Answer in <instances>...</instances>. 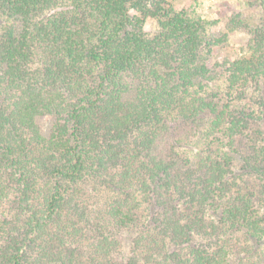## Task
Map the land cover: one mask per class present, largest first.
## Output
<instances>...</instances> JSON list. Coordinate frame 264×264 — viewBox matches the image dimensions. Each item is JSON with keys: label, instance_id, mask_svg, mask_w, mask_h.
I'll use <instances>...</instances> for the list:
<instances>
[{"label": "trees", "instance_id": "obj_1", "mask_svg": "<svg viewBox=\"0 0 264 264\" xmlns=\"http://www.w3.org/2000/svg\"><path fill=\"white\" fill-rule=\"evenodd\" d=\"M230 20L0 0V264H264V20Z\"/></svg>", "mask_w": 264, "mask_h": 264}, {"label": "rangeland", "instance_id": "obj_2", "mask_svg": "<svg viewBox=\"0 0 264 264\" xmlns=\"http://www.w3.org/2000/svg\"><path fill=\"white\" fill-rule=\"evenodd\" d=\"M176 7H193L204 18L217 19L219 22L215 30L222 34L227 32L228 24L233 25L232 16L238 15L244 20V25L255 26L264 20V0H169ZM231 25V26H232ZM243 27L237 26L230 32L228 40L222 45L215 46L212 52V61L231 59L240 54L241 47L249 35Z\"/></svg>", "mask_w": 264, "mask_h": 264}]
</instances>
